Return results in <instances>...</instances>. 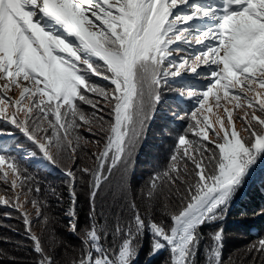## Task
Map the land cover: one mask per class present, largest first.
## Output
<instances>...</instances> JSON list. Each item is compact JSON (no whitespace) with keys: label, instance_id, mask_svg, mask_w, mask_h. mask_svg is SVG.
<instances>
[{"label":"snow or ice","instance_id":"1","mask_svg":"<svg viewBox=\"0 0 264 264\" xmlns=\"http://www.w3.org/2000/svg\"><path fill=\"white\" fill-rule=\"evenodd\" d=\"M176 84L182 86L180 98H190L197 107L186 114L190 123L166 169L142 189L150 203L163 197L166 210L172 199L178 201L167 212L171 224L146 219L132 201L131 218L117 219L109 228L98 221L97 199L114 181L118 193H127L148 123L164 89ZM11 88L19 89L18 97L8 95ZM259 89H264V0H0V123L14 125L32 144L33 151L18 149L25 157L59 167L68 178L70 231L83 245L72 264H132L146 230L152 234L153 255L167 248L171 259L166 264H195L201 227L224 219L234 194L264 159V93ZM221 90L223 98L244 110L239 118L246 136L237 131L226 105L228 125L219 117V131L199 110L210 94L220 107ZM8 105L14 109L10 115ZM84 105L93 111L86 112ZM82 128L97 137L92 143H102L98 151L85 152L90 141ZM189 134L194 138L189 140ZM9 151L0 141V164ZM81 153L94 166L80 167ZM9 159L12 171L24 178L18 184L8 180L7 172L0 177L13 190L35 193L25 203L47 226L51 218L40 210L47 205L37 198L39 183L19 160ZM84 176L90 177L91 212L90 224L81 230L77 186ZM21 194L14 209L21 208ZM21 215L41 257L37 264H55L42 236L32 231V217ZM109 235L120 240L115 248L103 243ZM222 250L221 228L211 235L208 264H224ZM249 251L264 257V240Z\"/></svg>","mask_w":264,"mask_h":264},{"label":"trees","instance_id":"2","mask_svg":"<svg viewBox=\"0 0 264 264\" xmlns=\"http://www.w3.org/2000/svg\"><path fill=\"white\" fill-rule=\"evenodd\" d=\"M94 77L93 80L104 85L102 78ZM177 100L176 97L177 104L173 101L171 107L165 106L168 109L175 107L174 111L169 114L172 120L166 122L165 126L159 122L160 119L155 121V133L150 135L149 130H146L138 146L135 162L129 174L127 193L125 195L118 193L115 188V181L111 188L105 187L104 191L100 193L96 203L98 221L101 224L107 222L109 228H112L117 219L121 223L127 222L132 216L130 207L132 201L135 202L146 219L171 224L167 212L174 210L178 201L172 199L169 209L166 210L163 197L150 203L142 194V189L146 191L148 182L154 174L166 169L171 155L178 147L177 136L185 126L184 122L187 118H185L184 112L174 118L178 112L176 108L182 109V103ZM84 109L88 113L93 111L87 105H84ZM187 128L184 127L183 131H186ZM81 131L85 138L90 141L85 152L89 150L95 152L102 147V143L98 146L91 142L97 137L91 136L86 128H82ZM21 141L26 143L24 150L28 152L34 150L25 136H22ZM18 149L21 148L19 146L13 147V150ZM14 154L18 156L17 153ZM27 159L30 162L23 164V166L20 164V167L25 169L39 183L41 192L37 198L46 202L47 205L40 210L51 220L47 226L42 220H38L36 218L37 209L31 203H25L35 193H27L26 188L18 187V193H22L19 196L21 208L14 209L12 207L16 201L11 202L9 206L0 205V264H37L41 259L34 251V242L28 237L22 212H27L32 217V231L42 236L44 248L53 257L55 264H72L74 260L79 259L83 245L79 235H74L70 231L68 178L59 167L40 164L37 160L38 164H36L31 161V158L28 157ZM94 163L88 155L81 153L80 167L94 166ZM18 176L19 179L24 178L19 172ZM89 181L90 177L84 176L83 182L77 186V211L81 230L90 224ZM221 228L223 229L222 260L224 264H264V257L255 251H249L251 245L264 240V171L258 175L246 191L241 190L236 195L232 207L227 209L222 221L206 223L201 227L203 239L195 256V264H208L207 252L208 246L211 244V235ZM103 243L106 247L115 248L120 240H114L109 235ZM152 251V234L146 230L139 238L138 254L133 259L132 264H166L171 259V253L167 249L154 255Z\"/></svg>","mask_w":264,"mask_h":264},{"label":"rangeland","instance_id":"3","mask_svg":"<svg viewBox=\"0 0 264 264\" xmlns=\"http://www.w3.org/2000/svg\"><path fill=\"white\" fill-rule=\"evenodd\" d=\"M175 55L180 56V55H184V53H175ZM185 67H187V65H185ZM204 67V66H202ZM97 78V77H94ZM101 78V77H100ZM108 81H103L104 86H106V84H108ZM181 85L176 84L173 85L171 89L169 88H165L164 89V98L162 100V102L157 106V109L152 117V119L149 121L147 129L149 130V135L152 133H155V128H156V123L155 121L159 120V122L163 123V125L165 126L171 119L170 117V112H173L175 107H172V109H168L165 106H172L173 101H175L176 97H177V101H179L180 103H182V109H180V107L176 108V110H178V112L176 113V115L174 116V118H177L178 116H180L182 114V112L186 114L190 115L191 111L195 110L197 106H195V102L191 101L190 98L184 97L183 99L180 98L179 96V91L181 89ZM188 89H185V91H187ZM192 91H201V89L199 88H194L191 89ZM259 91H261L262 93H264V89H259ZM9 96H19V89L17 88H11L8 92ZM220 95L222 97V99L220 100V107L216 106V97L215 95H209L208 101L205 104V106L201 109H199L203 115L207 116L209 118L210 123L215 127V129L217 131L220 130L219 127V117L223 116L225 117V125H228V120H227V114L224 110V106L226 105L228 109L232 110L233 112V120L235 122V127L237 129V131H239L241 133L242 136H246L247 133L242 131V129L244 128V122L239 118L240 116L243 115V109H237L235 108V101H233L232 103L228 102V99L223 98V90H221ZM24 103H28V101L26 100ZM177 104V102H176ZM209 109H211L209 111ZM13 106L8 105L7 107V114L10 115L13 112ZM160 112H164V113H160ZM161 114V115H160ZM21 117L24 116V112L20 113ZM257 115H259V113H257ZM3 118L0 117V121H2ZM185 128L188 127L190 120L187 118L185 120ZM184 127L182 129V131L179 132L178 136L182 135L185 131ZM187 130V129H186ZM0 133H12V135H0V141L6 142L7 145L10 148V151L8 153L5 154V162L3 164H0V172H7L8 174V180H12V179H17V183L19 184V176H18V172H13L12 168L10 167V164L13 162L12 160L9 159V157L15 158L17 160H19V164H21V166H23V164L28 163L30 161H28V157H25V153L18 151V150H13L14 146H19V148L23 149L26 145L25 142L21 141L22 136H24L19 130L15 129L14 125H10L8 123H0ZM193 134H189L188 139L191 140L193 139ZM209 139L210 140H215L216 137L214 135H212L211 132H209ZM183 147V146H181ZM191 151V149H190ZM14 153H17L18 156H16ZM31 161H34V163L38 164L36 160L31 159ZM37 167H39V165H37ZM264 171V159L260 160L257 165L251 170V173L247 176V178L245 179L244 183L242 184V186L237 190V192L234 194L232 201L229 205L228 208L232 207V204L234 202V199L236 198V195L241 191H246L248 189V187L257 179L258 175L260 173H262ZM18 193V187L16 189H12L10 187V185H8L3 179L2 177H0V205L1 206H9L10 203H14L17 199L16 194ZM8 201L7 204L3 203V201ZM225 218V217H224ZM167 249V248H166ZM164 249V250H166ZM169 250V249H167ZM170 251V250H169Z\"/></svg>","mask_w":264,"mask_h":264}]
</instances>
